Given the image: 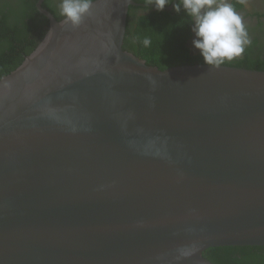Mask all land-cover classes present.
<instances>
[{
	"label": "water",
	"instance_id": "95a60500",
	"mask_svg": "<svg viewBox=\"0 0 264 264\" xmlns=\"http://www.w3.org/2000/svg\"><path fill=\"white\" fill-rule=\"evenodd\" d=\"M44 2L51 32L0 80V264L264 247V72L162 71L124 50L134 0H95L75 29Z\"/></svg>",
	"mask_w": 264,
	"mask_h": 264
},
{
	"label": "trees",
	"instance_id": "16d2710c",
	"mask_svg": "<svg viewBox=\"0 0 264 264\" xmlns=\"http://www.w3.org/2000/svg\"><path fill=\"white\" fill-rule=\"evenodd\" d=\"M38 1L0 0V80L16 71L49 32L50 22L37 10ZM134 2L137 6L130 7L127 18L126 52L162 71L178 66L206 65L199 50L191 46L192 20L183 9L177 13L172 7L169 11L173 6L170 3L163 11H157L147 0ZM60 3L61 0H45L43 4L58 22L64 20ZM231 4L237 12L244 9L241 0H232ZM248 34L252 43L244 54L221 66L264 72V23L260 20ZM146 37L151 40L147 47L143 44ZM203 256L213 264H264V247L212 248Z\"/></svg>",
	"mask_w": 264,
	"mask_h": 264
},
{
	"label": "clouds",
	"instance_id": "9594fccd",
	"mask_svg": "<svg viewBox=\"0 0 264 264\" xmlns=\"http://www.w3.org/2000/svg\"><path fill=\"white\" fill-rule=\"evenodd\" d=\"M157 11H163L173 4L174 10L181 9L191 18V31L194 33L193 47L199 50L207 66L219 68L226 62L242 56L252 41L242 16L227 0H147ZM93 0H61L60 15L63 23L73 29L79 28L85 18L91 14ZM51 32V29L49 30ZM145 47L151 44L144 38Z\"/></svg>",
	"mask_w": 264,
	"mask_h": 264
},
{
	"label": "flooded vegetation",
	"instance_id": "af4514ba",
	"mask_svg": "<svg viewBox=\"0 0 264 264\" xmlns=\"http://www.w3.org/2000/svg\"><path fill=\"white\" fill-rule=\"evenodd\" d=\"M55 1L57 0H54V2ZM175 1L176 0H174V3ZM231 1L232 0H227V2L229 3H231ZM241 1L244 4L243 7L244 9L238 11V13L242 16L247 31H249L250 28H255L260 20L264 23V0H241ZM150 6H154V5H150ZM262 34L263 32L260 35ZM192 45L193 44L191 41V46Z\"/></svg>",
	"mask_w": 264,
	"mask_h": 264
},
{
	"label": "rangeland",
	"instance_id": "374dc122",
	"mask_svg": "<svg viewBox=\"0 0 264 264\" xmlns=\"http://www.w3.org/2000/svg\"><path fill=\"white\" fill-rule=\"evenodd\" d=\"M193 47V46H192ZM194 48V47H193ZM194 50H196L195 48H194Z\"/></svg>",
	"mask_w": 264,
	"mask_h": 264
}]
</instances>
